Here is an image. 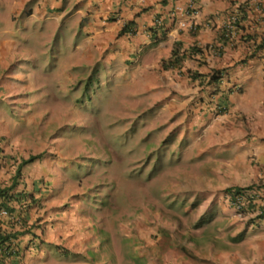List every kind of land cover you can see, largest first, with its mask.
Here are the masks:
<instances>
[{
    "label": "rangeland",
    "instance_id": "374dc122",
    "mask_svg": "<svg viewBox=\"0 0 264 264\" xmlns=\"http://www.w3.org/2000/svg\"><path fill=\"white\" fill-rule=\"evenodd\" d=\"M51 22L18 15L7 33L1 15L0 36L18 41L9 65L17 76L0 69L1 143L20 158L44 151L27 175L49 171L81 194V209L92 218L93 264H166L178 243L197 252L183 254L191 264L211 263L210 250H234L232 234L243 226L246 235L253 226L227 212L220 195L205 200L218 158L232 157L236 144L216 141L208 148L206 133L195 132L197 122L171 126L173 116L162 121L156 109L141 110L145 95L73 53L71 23L63 37ZM229 253L224 264H238Z\"/></svg>",
    "mask_w": 264,
    "mask_h": 264
},
{
    "label": "crops",
    "instance_id": "0c3cea01",
    "mask_svg": "<svg viewBox=\"0 0 264 264\" xmlns=\"http://www.w3.org/2000/svg\"><path fill=\"white\" fill-rule=\"evenodd\" d=\"M234 12L240 14L239 23L229 38L222 23ZM1 15L10 27L2 29L7 33L18 15L51 19L53 29L63 37L71 23L73 41L68 48L88 62L97 61L113 81L124 78L126 89L145 95L141 110L156 109L157 115L163 114L162 121L173 116L171 126L179 122L189 128L197 122L195 132L206 133L203 142L208 148L216 141L235 143L236 153L224 160L219 157L207 178V203L220 195L227 212L235 215L226 201V188L255 182L261 184L258 188L264 198V46L258 47L264 35V0H0V19ZM183 21L195 22V29L180 25ZM17 48L18 41L0 36L2 74L17 76L18 71L9 66ZM175 48L179 59L166 65ZM212 70H216L215 79L209 75ZM3 138L0 132V186L10 184L19 161L25 158L17 157L14 147L2 144ZM39 152L43 155L31 162L46 156ZM26 170H32L30 162L20 168L15 193H25L28 206L21 213L29 229L15 238L20 255H10L7 261L93 264L88 256L92 218L81 209V194L68 190L60 175L47 171L32 177ZM246 217L243 213L240 218ZM5 221L8 231L10 222ZM253 228L245 235L243 226L238 227L231 236L235 249L210 250L213 261L208 264H218L216 258L224 264L230 251L238 264H264V222ZM175 247H170L166 264H191L183 254L197 252H187L181 243Z\"/></svg>",
    "mask_w": 264,
    "mask_h": 264
},
{
    "label": "trees",
    "instance_id": "16d2710c",
    "mask_svg": "<svg viewBox=\"0 0 264 264\" xmlns=\"http://www.w3.org/2000/svg\"><path fill=\"white\" fill-rule=\"evenodd\" d=\"M239 15L237 14V18L236 20L233 22V28L235 29L238 26L239 23ZM223 32L224 29L222 28ZM223 36V35H222ZM225 37V36H223ZM214 46V45H212ZM259 46H264V35L262 36V41L258 44ZM195 50H198L196 48H194ZM193 49V50H194ZM190 52V51H189ZM180 55H179V51L177 53L176 48L172 50V54L171 57L168 59V61L165 63L166 65H170L173 61H176L177 59H179ZM176 59V60H175ZM202 61V60H200ZM164 65V63H163ZM165 66V65H164ZM210 77L212 79H215L216 76V70H212V72H210ZM40 153L37 154H32L26 158H23L17 168H16V172L14 174V176L12 177V180L10 182V184L7 185H3L0 186V208H5L12 216L11 219L12 220H8L10 222V228L8 231H6V229L3 227V225L6 223L5 220H7V218H2L0 219V227L2 229H0V248H1V255L2 257H4L7 253H13L14 255H20V251L21 248L19 246L18 241L15 239L18 237L20 232H24L27 231L29 229V224L24 220L25 218L22 216V211L24 210V208H26L28 205L27 200H25V193L23 192V190H20L18 193H15V187L17 184V176L20 173V168L23 164L32 161L33 159H35L36 157H39ZM258 182L255 183H251L245 186H229L226 188V192H234V193H240L243 191L249 192L251 191V189L253 190L254 187H258ZM261 185V184H259ZM24 197V198H23ZM249 199H251V197H249ZM26 206V207H25ZM248 207L250 209H254L259 207L261 210V212L257 215H255L256 218H264V203H259L257 201H250L248 202ZM253 218H251L250 220H252ZM17 225L16 230L13 231L14 226ZM244 232L239 233L238 237L236 240L241 239L243 236ZM15 259H17L16 257H14ZM13 261V259H12ZM0 264H5L4 260L2 259V263ZM7 264V263H6ZM9 264H13L12 262H9Z\"/></svg>",
    "mask_w": 264,
    "mask_h": 264
},
{
    "label": "built area",
    "instance_id": "2783aa9c",
    "mask_svg": "<svg viewBox=\"0 0 264 264\" xmlns=\"http://www.w3.org/2000/svg\"><path fill=\"white\" fill-rule=\"evenodd\" d=\"M191 7L192 4H191ZM180 9V8H179ZM237 18V13H232L230 14L227 19L222 23V26L224 29V35L231 38V29H233V22L236 20ZM155 19V23L159 24L160 23V19L159 18H154ZM180 25L182 26H186L189 30H194L196 27L195 22L193 21H183L180 23ZM249 197H251V199H249ZM257 201L259 203H264V198L263 195L261 194V191L259 190V188L256 186L254 187V189L249 192L243 191L240 193H234V192H226V201L228 202L229 206H231L235 213L241 217L243 215V213L247 214L250 213L252 216H255L257 214H259L261 211V209L259 207L251 209L248 207V202L250 201ZM255 222L258 221V219L254 220Z\"/></svg>",
    "mask_w": 264,
    "mask_h": 264
},
{
    "label": "clouds",
    "instance_id": "9594fccd",
    "mask_svg": "<svg viewBox=\"0 0 264 264\" xmlns=\"http://www.w3.org/2000/svg\"><path fill=\"white\" fill-rule=\"evenodd\" d=\"M40 153V156L39 157H36V158H40L42 155H43V153L42 152H39ZM33 154H37V153H33ZM30 155H32V154H30ZM29 155V156H30ZM28 157V156H27ZM26 158V157H25ZM35 158V159H36ZM23 159V158H22ZM21 159V160H22ZM34 160V159H33ZM32 160V161H33ZM20 162V161H19ZM31 162V161H30ZM24 165V164H23ZM249 212H251V209H250V211ZM248 214V222H249V224H250V226H256V224H260V223H262V221L264 222V218H256L255 216H252L250 213H247ZM11 214L5 209V208H0V218L2 219L3 217L4 218H7V221L8 220H12L11 219ZM22 216H23V214H22ZM24 217V216H23ZM251 218H253L252 220H250ZM255 219H258V221L257 222H255L254 220ZM10 255H13V253H7L6 252V255L4 256V257H2V255H1V248H0V263H2V259L4 260V262H5V264L7 263V264H9V262L7 261V258H9L10 257Z\"/></svg>",
    "mask_w": 264,
    "mask_h": 264
}]
</instances>
